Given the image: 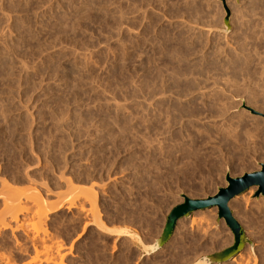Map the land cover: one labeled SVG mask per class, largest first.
Segmentation results:
<instances>
[{
    "label": "rangeland",
    "instance_id": "obj_1",
    "mask_svg": "<svg viewBox=\"0 0 264 264\" xmlns=\"http://www.w3.org/2000/svg\"><path fill=\"white\" fill-rule=\"evenodd\" d=\"M263 6L264 0H0V216L5 200L22 203L16 210L26 232L14 222L1 229L0 264H193L231 246L233 236L216 208L178 221L169 243L144 259L121 236L133 232L151 244L183 196L206 199L227 186L226 175L239 178L264 167V118L249 111L264 115V73L241 68L245 61L227 62L226 53L216 50L224 45L231 54L236 47L243 58L247 40L264 43ZM182 84L187 96L180 98ZM214 90L223 94L219 102L212 94L202 97ZM205 100L230 108L228 114L209 119L202 109L200 120L172 119L176 104ZM183 124L190 132L183 133ZM177 134L182 139L176 142ZM64 177L77 187L79 200L67 193ZM90 183L98 219L78 189ZM32 186L45 201L42 212L61 206L35 230L30 215L38 207L25 200ZM250 190L251 203L245 204ZM256 191L228 204L251 245L223 264H238L241 254L264 264V197ZM69 201L78 202L70 211ZM245 213H253L255 229ZM47 257L52 263H45Z\"/></svg>",
    "mask_w": 264,
    "mask_h": 264
},
{
    "label": "bare ground",
    "instance_id": "obj_2",
    "mask_svg": "<svg viewBox=\"0 0 264 264\" xmlns=\"http://www.w3.org/2000/svg\"><path fill=\"white\" fill-rule=\"evenodd\" d=\"M251 1V0H250ZM249 2V1H248ZM258 2V1H257ZM250 3V2H249ZM256 3V2H255ZM256 4H258V3H256ZM244 5V4H243ZM247 5V4H246ZM248 6V5H247ZM250 6V5H249ZM259 7H260V4H259ZM264 7V6H263ZM246 8V7H245ZM250 8V7H249ZM262 8V7H261ZM248 10V9H247ZM241 11H242V9H241ZM253 13V12H252ZM247 14H250V13H247ZM240 15V14H239ZM242 16V15H241ZM254 17V16H253ZM253 17H252V19H253ZM243 18V17H242ZM264 18V17H263ZM246 19V18H245ZM236 20V19H235ZM248 20H249V18H248ZM218 21V20H217ZM258 21V20H257ZM261 23V22H260ZM245 24V23H244ZM251 24V23H250ZM253 24V23H252ZM213 25H215V24H213ZM221 25V24H220ZM257 25H258V23H257ZM209 26V25H208ZM217 26H219V25H217ZM234 26V25H233ZM245 26H247V25H245ZM249 26V25H248ZM247 26V27H248ZM255 26V25H254ZM260 28H262V25L260 24ZM257 27V26H256ZM235 28V27H234ZM253 29L255 28V27H252ZM259 28V27H258ZM259 28V29H260ZM263 29H264V27H263ZM263 29H261V30H263ZM233 30V29H232ZM238 30V29H237ZM250 30V29H249ZM258 30V29H257ZM256 30V31H257ZM247 32H248V30H247ZM254 32V31H253ZM253 32H249V36H251V33H253ZM233 33V32H232ZM260 33V32H259ZM262 33H264L263 31L260 33V34H262ZM234 34V33H233ZM256 34H258V33H256ZM255 34V35H256ZM219 35V34H218ZM223 35V34H222ZM255 35H253L252 34V36H255ZM259 35V34H258ZM264 34H262V36H263ZM243 36V35H242ZM245 36V35H244ZM248 36V37H249ZM251 36V37H252ZM221 37V36H220ZM247 37V38H248ZM261 37V36H260ZM229 38V37H228ZM236 38V37H235ZM245 38H246V36H245ZM257 38V37H256ZM264 38V36L263 37H261V39H263ZM205 39V38H204ZM216 39H217V37H216ZM231 39H232V36H231ZM230 39V40H231ZM250 39V38H249ZM206 40V39H205ZM210 40V39H209ZM220 40L222 41V38L221 39H219V42H220ZM224 40H229V39H225L224 38ZM223 40V41H224ZM233 40V39H232ZM237 40H238V38H237ZM252 41H251V43H249L248 41H250V40H247V43H249L250 44V46H248L247 45V43H246V46H244L243 44V48L241 47V45H240V48H242V49H240V51L242 52H246V54L245 53H243V54H245V55H243L244 57L242 58V57H240L238 54H237V50H236V47H234L235 48V50H234V48L232 49V50H234L231 54H230V52L227 54V52L229 51H227L226 52V50H224L225 48H223V46H222V48L219 46L218 47V49L216 48V46H215V48H216V50L218 51V53H226V55L228 56V61L227 62H231V60L233 59V61L232 62H234V63H240V62H242V61H245V63H244V65H241V64H243V63H241L240 65V67L242 68H246L248 71H252L251 73H253V71H262V73H264L263 71H264V43H260L259 42V39L257 40L258 41V43L259 44H257L256 43V40H255V37H254V39H253V37H252V39H251ZM255 40V41H254ZM235 41V40H234ZM241 41V40H240ZM261 41V40H260ZM263 41H264V39H263ZM262 41V42H263ZM198 42H202L201 40L199 41L198 40ZM203 42H205V41H203ZM207 42V41H206ZM212 42V41H211ZM217 42V41H216ZM224 42H226V41H224ZM244 43V42H243ZM226 44H230V42L229 43H226ZM237 44H238V42H237ZM240 44V43H239ZM193 45V44H192ZM195 45V44H194ZM200 45H202V43L200 44ZM200 45H198L199 47H200V49H203ZM205 45V44H204ZM218 45H220L219 43H218ZM231 45V44H230ZM233 45V44H232ZM231 45V46H232ZM203 46V45H202ZM209 46V45H208ZM225 46H227V45H225ZM194 47V46H193ZM213 47V46H212ZM233 47V46H232ZM247 47V48H246ZM197 49H198V47H196ZM195 48V49H196ZM191 49V48H190ZM199 49V50H200ZM209 49V48H208ZM211 49V48H210ZM230 49V48H229ZM188 50V49H187ZM186 50V51H187ZM193 50V49H192ZM192 50H191V53L193 54V52H192ZM197 50H195V52H196ZM202 51V50H201ZM201 51H199V52H201ZM207 51V50H206ZM213 51H214V48H213ZM212 51V52H213ZM216 51V52H217ZM220 51V52H219ZM179 52L180 53H182V51H180V49H179ZM180 53H178V54H180ZM190 53V52H189ZM205 53V52H204ZM214 53H215V51H214ZM213 53V54H214ZM183 54H184V50H183ZM183 54H180L181 55V57H183L182 55ZM201 54H202V52H201ZM240 54V53H239ZM179 55V56H180ZM204 56L206 55V54H203ZM202 55V57H204ZM211 55H212V53H211ZM225 55V56H226ZM231 55V56H230ZM188 56V55H187ZM216 56V55H215ZM215 56H213V57H215ZM173 57V56H172ZM201 56L199 55V58H200ZM207 57V56H206ZM209 57V56H208ZM222 57V56H221ZM176 58V57H175ZM183 58H186L185 59V61L187 62V57L186 56H184ZM219 58V57H218ZM235 58V59H234ZM174 59V58H173ZM203 59V58H202ZM206 58L204 57V60H205ZM214 59V58H213ZM226 59V58H225ZM181 60L182 61H184L182 58H181ZM200 60H201V58H200ZM208 60V59H207ZM222 60V59H221ZM169 61V60H168ZM172 61L173 60H171V61H169V63H171L172 64ZM202 61V60H201ZM200 61V62H201ZM215 61V60H214ZM179 62V60L177 61V63ZM205 62V61H204ZM207 62V61H206ZM216 62V61H215ZM218 62V61H217ZM221 62V61H220ZM223 62H225V60L223 61ZM173 63H175L174 61H173ZM180 63V62H179ZM184 63V62H183ZM182 63V65L184 66V64ZM202 63V62H201ZM209 63V62H208ZM222 63V62H221ZM171 64H169L170 66H172ZM200 64V63H199ZM205 64H207V63H203V64H200V66L201 65H205ZM220 64V63H219ZM222 64H224V63H222ZM222 64L220 65V67H222ZM231 64H233V63H231ZM237 64L235 65V66H237ZM180 65H181V63H180ZM179 65V66H180ZM209 65V64H208ZM215 65H216V63H215ZM178 66V65H177ZM176 66V67H177ZM187 66V65H186ZM226 66H228V64L226 63ZM226 66H224V67H226ZM232 66V65H231ZM231 66H229L230 68H232ZM233 66H234V64H233ZM185 67V66H184ZM240 67H237L238 69H241ZM257 67H258V70H257ZM174 68H175V66H174ZM177 68H180V67H177ZM205 68V69H204ZM216 68V67H215ZM218 68H219V66H218ZM223 68V67H222ZM221 68V69H222ZM229 68V69H230ZM236 68V69H237ZM181 70L183 69L182 67L180 68ZM203 69H204V73H205V75H206V71H209L206 67H203ZM207 69V70H206ZM217 69V68H216ZM225 69V68H224ZM227 69V68H226ZM199 70V69H198ZM223 70V69H222ZM200 71H202V69H200ZM218 71V70H217ZM219 71H220V69H219ZM224 71V70H223ZM246 71V70H245ZM176 72V71H175ZM181 72V71H180ZM184 72V71H183ZM183 72H181V73H183ZM193 72V71H192ZM196 72V71H195ZM213 72V71H212ZM216 72V71H215ZM186 74L187 73H189V71H187V72H185ZM198 73V74H197ZM234 73V72H233ZM159 74V73H158ZM178 73H176V75H177ZM190 74V73H189ZM194 74V73H193ZM196 74L197 75H199V72H196ZM223 74V73H222ZM183 75H185V74H183ZM188 75V74H187ZM204 75V74H203ZM215 75V74H214ZM216 75H218V74H216ZM221 75V74H220ZM228 75V74H227ZM231 75V74H230ZM256 75V74H255ZM254 75V76H255ZM260 75V74H259ZM263 75V74H262ZM200 76H202L201 74H200ZM219 76V75H218ZM218 76H216V77H218ZM203 77V76H202ZM216 79V78H215ZM193 80V79H192ZM194 80H196V79H194ZM220 80V79H219ZM224 80V79H223ZM214 81V80H213ZM216 81H218V80H216ZM264 81V80H263ZM193 83H194V81H193ZM193 83H192V85H193ZM217 83V82H216ZM179 84V83H178ZM185 84V86H186V83H184ZM194 84H197V82L196 83H194ZM201 83L199 82V85H200ZM177 85V84H176ZM183 85V84H182ZM190 85H191V83H190ZM192 85H191V87H192ZM184 85H183V87H180L179 86V88H182V92H180V95H179V97L181 98V97H183V96H187V91H184V89L185 88H187V87H185ZM198 86V85H197ZM177 87V86H176ZM190 87V86H189ZM189 88V89H191L192 91H193V89L192 88H195V89H197L196 87H194V85H193V87L192 88ZM178 88V87H177ZM194 89V90H195ZM198 89H200V87L198 88ZM191 90H188V92L190 91L191 92ZM218 90V89H217ZM180 91H181V89H180ZM215 91V90H214ZM221 91V90H220ZM225 91V90H224ZM218 92H219V90H218ZM184 93V95L183 96H181L182 94ZM186 93V94H185ZM209 93L210 94H202L201 96L202 97H207L206 99H208L209 97H210V95H211V98L212 97H215V99L213 100L214 102H217L218 100L220 101V99L222 98V96H223V94H218V93H216V91H215V95H213V93H212V91L210 92L209 91ZM222 93H224V92H222ZM222 95V96H221ZM198 97L200 96V95H197ZM201 96H200V98H201ZM195 97V96H194ZM196 99H197V97H195ZM210 98V99H211ZM199 99V98H198ZM197 99V100H198ZM203 98H201V100H202ZM222 100V99H221ZM228 100V99H227ZM187 101H189V99L187 100ZM186 101V102H187ZM203 101H204V99H203ZM203 101H202V103L201 104H199V103H197V102H188V104H186V105H183L182 104V106H180L179 104H178V106H177V104H176V106L174 107L175 109H174V111L176 112V114L174 115V117L172 118V119H174V120H178V122L177 123H179V122H181V121H179V120H182V118H184V117H192V118H196V119H198V120H200L201 119V117H204V112H203V110L202 109H205L207 112H208V117H209V119H211V118H214V117H220V116H222V117H224L226 114H228V110L230 109V108H228L227 107V109H221L219 106L220 105H218V104H216V103H214L212 100H211V102H210V100H208L209 101V103H206V100H205V102L203 103ZM207 101V102H208ZM218 101V102H219ZM179 103V102H178ZM180 104H181V101H180ZM200 105L201 106V109H199L198 108V106L197 105ZM224 104V103H223ZM227 104V103H226ZM221 109V110H220ZM249 109V108H248ZM264 116V115H263ZM206 118H207V116H206ZM264 118V117H263ZM181 128H184V130H183V133H188V132H190V129H191V126H188V125H182V127ZM208 132H210L209 130H208ZM173 140H176V142L177 141H179V140H181L182 138H181V135H179V134H177L176 135V137L174 138H172ZM197 140L200 142V141H202V140H204V137H197ZM175 146H177L176 144H174ZM178 147V146H177ZM181 147V146H180ZM175 148V147H174ZM173 148V146L171 147V149H174ZM175 151V150H174ZM168 152H172V150L171 151H168ZM169 154V153H168ZM171 155V154H170ZM89 172V171H88ZM81 174V173H80ZM92 174V173H91ZM85 175V174H84ZM88 175V174H87ZM86 175V176H87ZM60 176H63V175H61V173H60ZM88 177H90V176H88ZM65 179L64 180H67V177H64ZM31 179V178H30ZM61 178H59L58 180H60ZM91 179V178H90ZM33 180V179H32ZM89 180V179H88ZM4 181V180H3ZM6 181V180H5ZM33 182H35V181H33ZM90 182H91V180H90ZM32 183V182H31ZM1 184L3 185V187L2 188H8V187H4V186H8L9 184L7 183L6 184V182H1ZM34 184V183H33ZM59 184V183H58ZM65 184V183H64ZM66 184H67V188H69L67 191V193L70 195L72 192H74V193H72V194H74L75 195V192H76V190L75 191H73V189H75V187L73 186V185H75V184H73V181L71 180V179H69L68 178V180L66 181ZM65 184V185H66ZM73 184V185H72ZM91 184V183H90ZM43 185V184H42ZM44 186H45V184H44ZM58 186V185H57ZM59 187V186H58ZM72 187H74V188H72ZM86 187V186H85ZM10 188V187H9ZM45 188V187H44ZM103 188V187H102ZM76 189H77V187H76ZM78 189H79V191H81L82 193H83V198L85 197L86 198V201H89L88 203H89V205L91 206V209H89L88 211H90L91 213H92V215H94L93 217L94 218H101V217H99L100 215H99V213L97 212V208H96V206H95V203H96V197H97V195H96V192L94 191V188H93V186H92V184H91V187H87V189L86 188H80V187H78ZM80 189H82V190H80ZM96 189V188H95ZM6 190V189H5ZM11 190H12V188H11ZM26 190H29V194H27V198H25V200L26 199H28V197H29V200L30 199H32L31 201H32V203H34V204H36L37 206H36V212H34L33 213V217L30 215V217L32 218H30L31 220V222H30V225H32V226H30V227H33L32 229L33 230H35L34 228L37 226V225H40V223L42 224L45 220H46V217H48L47 215H50V214H52V213H54L55 211H57V208H60L61 206H60V203L59 204H57V205H55V206H53V207H50L49 208V210L48 211H41V209H40V207L42 206H39L40 204H41V202H42V204H43V202H45V201H43L42 200V195L38 192V190L36 189V188H33V186H32V188H28V189H26ZM47 190V189H46ZM48 190H49V188H48ZM72 190V191H71ZM45 191V190H44ZM19 192V191H18ZM26 192H28V191H26ZM51 192V191H50ZM71 192V193H70ZM101 192V191H100ZM49 193V192H48ZM9 194V193H8ZM12 195V194H11ZM19 195V194H18ZM59 195H61V194H59ZM17 196V195H16ZM46 196V195H45ZM73 196V195H72ZM12 197V200L14 199L13 198V196H11ZM59 198H60V196H58ZM251 197H252V190H250L248 193H247V196H245L244 197V199H242L243 200V202L245 203V204H247L248 203V201L251 199ZM18 198V197H17ZM16 197H15V199H17ZM46 198V197H45ZM85 198H84V200H85ZM72 200H73V202H74V199L76 200H79L78 199V196L76 197V195L74 196V197H72L71 198ZM71 199H70V201H71ZM23 200H24V198H23ZM22 200V201H23ZM24 200V201H25ZM83 200V199H82ZM198 200H204V199H198ZM5 201H8L7 203H2L3 205H4V208H3V212H2V215L4 214V216L6 215V216H8V219H6V216H5V218L3 219V217L4 216H0V231H1V229L3 230L4 228H7L8 226H9V223L10 222H14L15 223V226H16V228L17 229H22V230H24V232H25V225H24V222H23V220H18V217H19V215H21L22 214V212H21V209H19V210H16V208L17 207H19L20 205H22V203L18 206L17 204L19 203L17 200H15V202H14V200L12 201V202H10L9 200H5ZM4 201V202H5ZM21 201V202H22ZM68 202L70 205L69 206H66V209L67 210H69L70 208H73V207H75V205L78 203V202H76V204L75 203H72V202ZM59 202V201H58ZM62 203V202H61ZM67 203V202H66ZM249 203H251L250 201H249ZM23 204H25L24 202H23ZM81 204V203H80ZM257 204V203H256ZM44 205V204H43ZM48 205V204H47ZM83 205V204H82ZM82 205H79V207H80V210L82 209L83 210V207H82ZM34 207H35V205H33ZM51 206V205H50ZM89 206V207H90ZM257 206V205H256ZM43 207V206H42ZM45 207H46V205H45ZM65 207V206H64ZM103 207V206H102ZM245 207V206H244ZM29 208H31V207H29ZM85 208V207H84ZM255 208V207H254ZM34 209V208H33ZM32 209V211L31 212H33V211H35V210H33ZM39 209V210H38ZM47 209V208H46ZM74 209H76V208H74ZM87 209H88V207H87ZM38 210V211H37ZM77 210H79V209H77ZM81 210V211H82ZM86 210V209H85ZM92 210V211H91ZM259 210V209H258ZM257 210V211H258ZM23 211H25V212H27L28 210H27V208H26V210L24 209ZM30 211V210H29ZM70 211V210H69ZM245 211V210H244ZM256 211V212H257ZM261 211V210H260ZM21 212V213H20ZM86 213H87V210L85 211ZM89 212V213H90ZM243 212V211H242ZM251 212L252 211H250L249 213L251 214ZM255 212V213H256ZM261 212H264V211H261ZM78 213H79V211H78ZM77 213V214H78ZM83 213V212H82ZM95 213V214H94ZM119 213V212H118ZM259 213V212H258ZM76 214V213H75ZM119 214H121V213H119ZM247 213H245V215H246ZM264 214V213H263ZM82 214H80V216H81ZM130 215V214H129ZM132 215V214H131ZM245 215H244V217H245ZM252 215H253V213H252ZM251 215V216H252ZM126 216V215H125ZM241 216V215H240ZM248 216V219L246 220V218H245V220L246 221H248V223L250 224V226L251 227H255L256 225H257V222H256V220L255 219H253L254 217H251V216H249L248 214L246 215V217ZM86 216H84V218H85ZM131 217V216H130ZM256 217V216H255ZM263 217V216H262ZM1 218L3 219V220H1ZM75 218V217H74ZM88 218H89V216H88ZM123 218V217H122ZM55 219V218H54ZM79 219V218H78ZM97 219H96V221H97ZM127 219H128V217H127ZM263 219H264V217H263ZM8 220V221H7ZM44 220V221H43ZM85 220V219H84ZM3 221V222H2ZM33 221V222H32ZM59 221V220H58ZM74 222V221H73ZM72 222V223H73ZM77 222V221H76ZM88 222V221H87ZM94 222H95V220H94ZM83 223V222H82ZM194 223V221H192L191 222V225ZM247 223V224H248ZM99 224V223H98ZM11 225V224H10ZM259 225V224H258ZM87 226V225H86ZM260 226H263V224L262 225H260ZM39 227V226H38ZM259 227V226H258ZM257 227V228H258ZM41 228V227H40ZM64 228V227H63ZM83 228H85V227H83ZM37 229V228H36ZM255 229V228H254ZM38 230V229H37ZM26 231H27V227H26ZM46 232V231H45ZM26 233V232H25ZM38 233V232H37ZM67 233V232H66ZM82 233V232H81ZM254 235V234H253ZM31 236V235H30ZM49 237H50V235H49ZM254 237V239H259V236L256 234V235H254L253 236ZM54 238V237H53ZM251 238H252V235H251ZM17 239V238H16ZM33 239V238H32ZM36 239V238H35ZM38 239V238H37ZM50 239V238H49ZM47 240V239H46ZM31 241V243H34V241L32 242V240H30ZM50 241V240H49ZM256 241V240H255ZM14 242V241H13ZM12 242V243H13ZM27 242H29L28 241V239H27ZM39 242H41V241H39ZM16 243H18V242H16ZM23 243V242H22ZM42 243V242H41ZM94 243V242H93ZM18 244H20V243H18ZM29 244V243H28ZM36 244V243H35ZM13 246V245H12ZM18 246V245H17ZM35 246V245H34ZM98 246V245H97ZM32 247H33V245H32ZM99 247V246H98ZM59 249V248H58ZM89 249V248H88ZM18 250V249H17ZM27 250V249H26ZM21 251V250H20ZM25 251V250H24ZM28 251V250H27ZM59 251V250H58ZM87 251V250H86ZM94 251V250H93ZM100 251V250H99ZM101 252V251H100ZM251 252V251H250ZM51 256V255H50ZM49 256V257H50ZM53 256V255H52ZM92 256V255H91ZM95 256V255H94ZM251 256H252V253H251ZM1 257V256H0ZM49 257H47V259L45 260V263H47L48 261H51L50 263H52V260H49ZM53 259L55 258V257H52ZM8 259V258H7ZM56 259V258H55ZM1 260V259H0ZM58 260V259H57ZM251 260V261H250ZM6 261V263L5 264H7V260H5ZM58 261H62V256H61V260H60V258H59V260ZM250 261V262H249ZM13 262V261H12ZM236 262L238 263V264H254V262H255V260L254 259H252V258H250L249 259V257L247 258V255H239V258H238V260H236ZM8 263H9V261H8ZM57 263V262H56ZM48 264V263H47ZM52 264H55V262L53 261V263ZM59 264V263H58ZM62 264V263H61Z\"/></svg>",
    "mask_w": 264,
    "mask_h": 264
},
{
    "label": "water",
    "instance_id": "obj_3",
    "mask_svg": "<svg viewBox=\"0 0 264 264\" xmlns=\"http://www.w3.org/2000/svg\"><path fill=\"white\" fill-rule=\"evenodd\" d=\"M224 28L225 30L223 32L228 34L230 32L228 18L224 21ZM220 32H222V30ZM249 111L256 116L264 117L261 113L255 112L252 109H249ZM225 181L227 183L225 188H219L214 196L204 200H192L183 196V203L177 205L169 212L159 238L153 243H144L142 238L133 232H131L130 235L127 234L121 237L131 239L144 259L156 254L169 243L174 235L178 221L189 219L193 213L216 208L218 221L222 220L230 230L233 236V243L231 246L219 252L203 256L193 264H223L230 261L240 253L246 245H251V243L247 239L240 224L234 218L228 204L233 198L242 195L251 188H257L255 192L256 197H264V167H261V171L245 174L239 178H231L229 175H226Z\"/></svg>",
    "mask_w": 264,
    "mask_h": 264
}]
</instances>
